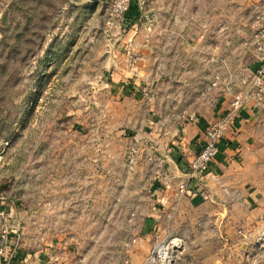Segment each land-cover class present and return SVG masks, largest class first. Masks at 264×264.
I'll use <instances>...</instances> for the list:
<instances>
[{"label": "rangeland", "instance_id": "374dc122", "mask_svg": "<svg viewBox=\"0 0 264 264\" xmlns=\"http://www.w3.org/2000/svg\"><path fill=\"white\" fill-rule=\"evenodd\" d=\"M109 2L0 0V264H264V101L231 207L164 187L172 111L255 92L264 0Z\"/></svg>", "mask_w": 264, "mask_h": 264}, {"label": "crops", "instance_id": "0c3cea01", "mask_svg": "<svg viewBox=\"0 0 264 264\" xmlns=\"http://www.w3.org/2000/svg\"><path fill=\"white\" fill-rule=\"evenodd\" d=\"M262 13L264 14V10ZM174 58L170 59L173 63L175 61ZM194 58L199 60L198 56ZM180 80L182 81L181 84L186 85L187 75L182 74ZM173 94H175L174 91L171 95ZM185 94L186 96L188 95L186 88ZM224 94L219 91V88L212 89L206 93L202 92L197 96L198 98L190 99L191 101L189 100L190 102L188 101V104L183 105L180 110L172 111V117L177 118L180 123L176 127L173 126L171 128L172 131H169L171 136L177 135V137L171 139V144L173 145L169 144L168 153L165 157L167 158L166 160H170L173 163V165H170V172L173 173V176H178V179L177 182L173 181V184L165 183V188L177 187L178 183L184 179L186 155L196 151L198 142L203 139L206 127L229 110L231 102L228 104ZM256 105L253 103L247 104L235 114L233 123L226 131L220 144L211 172L205 177L204 183L199 187V191L195 195L185 196L192 205L200 206L205 201L211 200L219 207H231L236 191L242 192V187H245L247 173L245 164H248L252 157L256 140L255 131H257L256 125L258 121ZM192 110L197 112L198 120L196 122H190L186 118L187 113ZM179 111L181 114L177 116L176 113H179ZM163 133H168L166 128ZM179 158L180 162L177 161ZM148 159L151 160V157ZM170 172L168 174L172 175ZM152 185L154 191H157L158 182L154 181Z\"/></svg>", "mask_w": 264, "mask_h": 264}, {"label": "built area", "instance_id": "2783aa9c", "mask_svg": "<svg viewBox=\"0 0 264 264\" xmlns=\"http://www.w3.org/2000/svg\"><path fill=\"white\" fill-rule=\"evenodd\" d=\"M109 5L116 14H127L129 10V0H110ZM261 18L263 19L260 27L261 34L257 37L259 40L256 41L258 65L252 79V87L255 89V92L234 93L227 113L220 116L206 127L203 139L198 142L196 151L186 155L184 161V179L177 185V191L180 195H195L196 192L199 191V187L204 183L205 177L211 172V167L219 152L220 144L224 139L226 131L233 123L237 111L249 104L253 98H255V104L261 105L264 101V17ZM220 84L221 77L216 74L208 85L207 91L218 88ZM186 116L187 120L190 122H196L198 120V115L195 110L189 111ZM1 236L6 238V234ZM0 256H5L4 258H6L5 246H0ZM156 256L158 258H165V256L159 254V251H157ZM12 259L10 255L9 260ZM154 260V256H149L147 258V262H152Z\"/></svg>", "mask_w": 264, "mask_h": 264}, {"label": "trees", "instance_id": "16d2710c", "mask_svg": "<svg viewBox=\"0 0 264 264\" xmlns=\"http://www.w3.org/2000/svg\"><path fill=\"white\" fill-rule=\"evenodd\" d=\"M177 161H178V162H180V158H179V159H177Z\"/></svg>", "mask_w": 264, "mask_h": 264}]
</instances>
